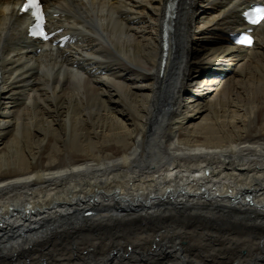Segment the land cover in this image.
Masks as SVG:
<instances>
[{
  "label": "bare ground",
  "instance_id": "bare-ground-1",
  "mask_svg": "<svg viewBox=\"0 0 264 264\" xmlns=\"http://www.w3.org/2000/svg\"><path fill=\"white\" fill-rule=\"evenodd\" d=\"M0 0V264H264V23L246 0ZM200 10V12H198Z\"/></svg>",
  "mask_w": 264,
  "mask_h": 264
},
{
  "label": "snow or ice",
  "instance_id": "snow-or-ice-1",
  "mask_svg": "<svg viewBox=\"0 0 264 264\" xmlns=\"http://www.w3.org/2000/svg\"><path fill=\"white\" fill-rule=\"evenodd\" d=\"M29 9H35L36 10V14H37V18L41 20V22L43 21V15L42 12L40 10V5L38 0H27V3L25 4V10H29ZM257 13L260 16L261 19H264V9H257ZM258 22V21H256ZM41 36L46 38V33H44L43 31H41ZM241 43H245V41H240ZM249 45L251 44L250 40L246 41Z\"/></svg>",
  "mask_w": 264,
  "mask_h": 264
},
{
  "label": "rangeland",
  "instance_id": "rangeland-1",
  "mask_svg": "<svg viewBox=\"0 0 264 264\" xmlns=\"http://www.w3.org/2000/svg\"><path fill=\"white\" fill-rule=\"evenodd\" d=\"M198 12H200V10H198Z\"/></svg>",
  "mask_w": 264,
  "mask_h": 264
}]
</instances>
